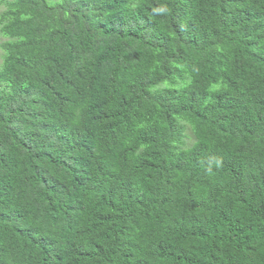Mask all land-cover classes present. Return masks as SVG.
<instances>
[{"label": "trees", "instance_id": "obj_1", "mask_svg": "<svg viewBox=\"0 0 264 264\" xmlns=\"http://www.w3.org/2000/svg\"><path fill=\"white\" fill-rule=\"evenodd\" d=\"M0 7V264H264V0Z\"/></svg>", "mask_w": 264, "mask_h": 264}, {"label": "rangeland", "instance_id": "obj_2", "mask_svg": "<svg viewBox=\"0 0 264 264\" xmlns=\"http://www.w3.org/2000/svg\"><path fill=\"white\" fill-rule=\"evenodd\" d=\"M3 7H0V13L2 12ZM7 39L0 33V46L6 41ZM2 57H3V52L0 48V66L2 64ZM187 137H188V146H190L194 142V136L190 130L187 131Z\"/></svg>", "mask_w": 264, "mask_h": 264}]
</instances>
